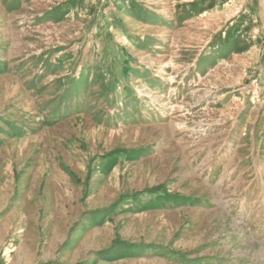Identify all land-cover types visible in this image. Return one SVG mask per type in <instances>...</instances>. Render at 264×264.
I'll return each mask as SVG.
<instances>
[{
  "label": "rangeland",
  "instance_id": "obj_1",
  "mask_svg": "<svg viewBox=\"0 0 264 264\" xmlns=\"http://www.w3.org/2000/svg\"><path fill=\"white\" fill-rule=\"evenodd\" d=\"M0 264H264V0H0Z\"/></svg>",
  "mask_w": 264,
  "mask_h": 264
}]
</instances>
